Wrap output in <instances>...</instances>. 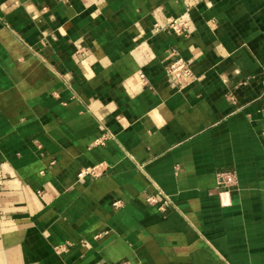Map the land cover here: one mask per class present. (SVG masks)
Returning a JSON list of instances; mask_svg holds the SVG:
<instances>
[{
    "label": "crops",
    "instance_id": "1",
    "mask_svg": "<svg viewBox=\"0 0 264 264\" xmlns=\"http://www.w3.org/2000/svg\"><path fill=\"white\" fill-rule=\"evenodd\" d=\"M0 264H264V0H0Z\"/></svg>",
    "mask_w": 264,
    "mask_h": 264
},
{
    "label": "built area",
    "instance_id": "2",
    "mask_svg": "<svg viewBox=\"0 0 264 264\" xmlns=\"http://www.w3.org/2000/svg\"><path fill=\"white\" fill-rule=\"evenodd\" d=\"M189 19V9H187L182 15L169 21L167 23V26L175 33L181 34L183 32V29L187 27ZM167 75L175 83L180 84L183 79L191 76V66L184 59L178 58L168 66ZM235 181L236 175L234 173L226 172L218 175L219 185L229 187L235 184ZM147 201L153 205L159 204L160 210H165L170 205L169 197L163 194L150 196L148 197Z\"/></svg>",
    "mask_w": 264,
    "mask_h": 264
}]
</instances>
